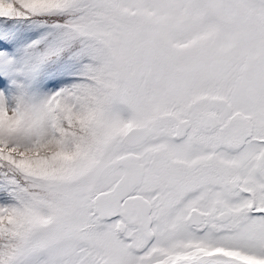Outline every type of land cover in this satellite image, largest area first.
<instances>
[{
    "label": "snow or ice",
    "instance_id": "snow-or-ice-1",
    "mask_svg": "<svg viewBox=\"0 0 264 264\" xmlns=\"http://www.w3.org/2000/svg\"><path fill=\"white\" fill-rule=\"evenodd\" d=\"M0 264H264V0H0Z\"/></svg>",
    "mask_w": 264,
    "mask_h": 264
}]
</instances>
